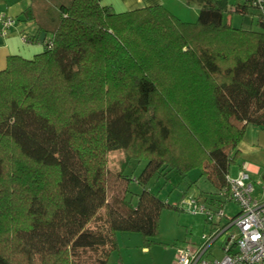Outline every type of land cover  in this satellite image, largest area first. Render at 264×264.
Segmentation results:
<instances>
[{"label": "trees", "instance_id": "16d2710c", "mask_svg": "<svg viewBox=\"0 0 264 264\" xmlns=\"http://www.w3.org/2000/svg\"><path fill=\"white\" fill-rule=\"evenodd\" d=\"M255 2L224 12L206 0L197 21L184 22L161 5L116 13L70 0L43 52L8 57L0 264H108L119 232L149 247L162 211L179 209L151 191L155 178L200 169L214 189L202 202L225 206L246 128H264L262 14L250 30L225 15L260 10ZM113 151L124 155L122 197L109 190ZM133 162L144 164L138 174L127 173Z\"/></svg>", "mask_w": 264, "mask_h": 264}, {"label": "rangeland", "instance_id": "374dc122", "mask_svg": "<svg viewBox=\"0 0 264 264\" xmlns=\"http://www.w3.org/2000/svg\"><path fill=\"white\" fill-rule=\"evenodd\" d=\"M35 7L39 16L52 25L59 20L60 14L55 8V3L61 1L62 4H68V0H34ZM60 4V5H61ZM124 157L122 151H113L109 153L108 167L111 173L109 177V190L111 194H117L122 197L125 191L126 182L116 178V172L120 170V161ZM144 164H133L128 168L127 173L131 172L138 174ZM235 165L230 168L231 175L234 174ZM239 173V172H238ZM200 169H194L182 179L179 175H172L171 180L165 183L163 179H154L150 184V189L154 194H157L160 199L168 202L171 205H177L183 201L182 193L195 195V193L213 192L211 184L200 176ZM237 176V174H236ZM254 184L253 197L255 198V191L264 194V182L257 185L253 179ZM196 181L195 184L193 182ZM191 187L189 190L188 187ZM130 187L138 188L133 182ZM188 195V194H187ZM256 199V198H255ZM257 200V199H256ZM135 201V200H134ZM260 201V200H258ZM261 202V201H260ZM180 208V207H178ZM240 211L238 204L228 201L224 206L225 217L224 221L235 217ZM212 224L206 221L203 214H193L188 211L187 207L182 209L165 208L159 220V234L154 238L147 252L143 251V237L139 233L123 232L119 233L118 245L120 252L124 258H118L116 255H111L109 264H175V252L177 247L185 244H199L203 241V236L209 234ZM231 232L235 233L236 229L232 228ZM150 250V252H148ZM119 254V252H115ZM216 257L222 258L223 253L220 247L213 245L205 258Z\"/></svg>", "mask_w": 264, "mask_h": 264}, {"label": "crops", "instance_id": "0c3cea01", "mask_svg": "<svg viewBox=\"0 0 264 264\" xmlns=\"http://www.w3.org/2000/svg\"><path fill=\"white\" fill-rule=\"evenodd\" d=\"M68 1L70 2V0ZM216 1L225 12L234 9L237 2L242 3L245 0ZM259 1L264 4V0ZM60 2L61 1H58V3H55L54 5L57 11L61 4ZM100 2L103 6L109 7L116 13H122L147 6L161 5L169 10L175 17L184 22L197 21L200 11L206 6V0H100ZM259 11L260 10L257 8H251L246 14H235L232 17L227 16L226 14L225 21L230 22L235 28H242L244 30H250L252 28L257 29ZM4 16H11L16 19L15 26H13L7 34L1 32L3 28L2 18ZM58 21L59 20L55 21V24L52 23L51 25L42 19L37 12L34 0H0V71L5 69L9 56L17 55L25 59H32L35 55L43 52L45 50L44 41L52 37L54 30L58 25ZM42 33H45L44 37H42ZM27 38L33 41L28 42L25 40ZM238 150L239 158L234 168L235 175L229 173V176L236 177V174L245 167L250 172L251 179H253L257 185L260 186V184H263L264 128L256 125H248L244 137L238 145ZM190 189L191 187L189 190ZM255 193V198L264 202V194L260 192L257 193V191H255ZM187 194L189 195L190 193H182L183 197L188 196ZM195 195L199 196L200 193H195ZM119 233L117 234V242L119 239ZM148 249L149 247L144 244L143 251L147 252ZM117 251L119 254H115ZM148 252H150V250ZM111 255H116L120 259L124 258L120 252V248L114 251Z\"/></svg>", "mask_w": 264, "mask_h": 264}, {"label": "built area", "instance_id": "2783aa9c", "mask_svg": "<svg viewBox=\"0 0 264 264\" xmlns=\"http://www.w3.org/2000/svg\"><path fill=\"white\" fill-rule=\"evenodd\" d=\"M255 3L260 7L264 21V4L259 0ZM15 24V18L4 16L1 32L7 34ZM228 180L227 200L238 204L240 211L227 221H224V206L212 208L201 202L198 195L189 194L177 204L181 209L187 207L193 214H203L213 227L201 243L178 246L175 264H264V202L253 197L254 184L245 167L236 177L228 175ZM232 228L236 229L235 233L231 232ZM213 245L221 248L222 258L215 255L205 258Z\"/></svg>", "mask_w": 264, "mask_h": 264}, {"label": "water", "instance_id": "95a60500", "mask_svg": "<svg viewBox=\"0 0 264 264\" xmlns=\"http://www.w3.org/2000/svg\"><path fill=\"white\" fill-rule=\"evenodd\" d=\"M45 36V33H42V37H44ZM224 238H222V240H223Z\"/></svg>", "mask_w": 264, "mask_h": 264}]
</instances>
